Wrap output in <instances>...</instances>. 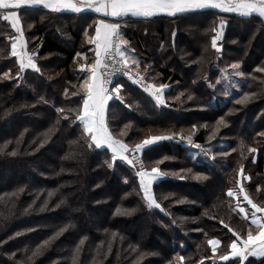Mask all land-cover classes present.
<instances>
[{
    "label": "trees",
    "instance_id": "16d2710c",
    "mask_svg": "<svg viewBox=\"0 0 264 264\" xmlns=\"http://www.w3.org/2000/svg\"><path fill=\"white\" fill-rule=\"evenodd\" d=\"M18 16L27 50L37 53L41 72L25 69L16 75L19 63L10 52L17 32L0 15V48L5 50L0 57V147L7 143L0 153V264H73L77 246V264H136L141 252L157 254L144 255L138 264H180L178 255L185 257L182 264H238L239 258L220 259L231 252L230 242L236 239L229 228L244 238L256 228L249 215L237 210L228 190L236 193L243 187L254 203L264 204V71L258 70L264 68V20L207 9L129 18L121 26V35L140 62L139 72L148 83L168 87L164 103L158 104L133 81L117 80L121 99L109 104L108 127L132 147L152 136L172 137L143 150L149 171L158 167L168 173L152 188L162 211L147 207L136 170L122 159L109 168L105 162H111L113 153L88 147L90 136L75 120L86 96L82 85L87 65L96 59L89 40L100 17L44 8H22ZM221 20L225 25L218 53L211 46L216 35L212 29ZM77 52L83 55L77 57ZM233 63H239L245 75L237 83L239 91L230 87L225 95L223 81L217 80L222 70L234 71L229 67ZM81 64L86 67L81 69ZM245 93L256 95L237 103ZM221 117L227 127L210 138ZM181 133L191 134L194 143L211 152L201 154L180 140ZM13 151L17 155L9 154ZM223 151L228 154H217ZM21 187L24 191L17 193ZM45 199L48 205L41 211ZM61 200L65 202L56 207ZM125 209L134 211L127 215ZM61 228L65 231L28 259ZM214 238L220 241L216 255L208 243ZM244 264H264V257H249Z\"/></svg>",
    "mask_w": 264,
    "mask_h": 264
},
{
    "label": "snow or ice",
    "instance_id": "6c2138e0",
    "mask_svg": "<svg viewBox=\"0 0 264 264\" xmlns=\"http://www.w3.org/2000/svg\"><path fill=\"white\" fill-rule=\"evenodd\" d=\"M41 6L52 11L60 10H71L75 13H80L84 10H94L97 13H103L104 16H110L114 18L123 19L125 17H137V18H151L157 14H168L170 16H176L179 13H183L189 9H203V8H217L222 11L237 12L243 17H250L253 13L259 15V17L264 18V0H0V15H2L3 20L11 22V27L15 29L18 36L11 37V56L17 57L19 63V70L16 75L20 76L25 69H32L37 73L41 72V67L36 62V52L29 53L26 50V44L24 41V32L21 27V19L18 16V11L22 7H37ZM264 22V21H262ZM225 22L220 21L218 28H213L212 31L216 32V35L212 37L211 46L216 49L219 53L221 46L217 44V41L222 38L223 28ZM29 27L32 25L29 24ZM175 35V33H173ZM90 43L95 44V62L93 64L87 65L89 69L88 77L85 79L82 88L86 91V96L82 97V110L77 112L75 120H78L82 125L84 132L89 134L92 143H89L88 147L95 146L96 148H101L107 146L111 149L113 155L111 162L106 161L109 168L114 167L115 161L119 158L124 161H127L128 164L133 167L137 163L140 165V170L137 175L140 177V185L144 191V196L147 201V207L152 209L153 207L161 209V205L157 203V200L152 194L151 185L152 181L157 180L160 176L167 175L168 173L162 172L158 167H152L150 171L144 168V163L138 157L135 162L130 158L127 153L129 151V145L123 142L122 140L116 139L111 132H109L105 114L108 107V102L113 98L121 99L120 90L121 85L116 84L114 87L109 88L108 85L112 84V76L116 73H123L124 75L132 77V69L129 68V64L134 65L136 69H139L140 62L138 59L132 55L130 56L125 50L126 45L129 44V41L123 38L120 32V24L116 22H108L104 19H100L98 24L95 27V35L90 38ZM235 42V41H233ZM19 48V50H18ZM4 48H0V57L4 55ZM134 52V49L132 50ZM80 52L76 53L77 57L82 56ZM106 61H111V63H106ZM86 65L81 64L80 68L84 69ZM231 67L234 71L228 73L226 70H222L221 77L218 78L217 83L224 82V94L229 95L230 87H237L238 85L234 83L231 79L232 76L242 77L245 73L240 70L239 63H233ZM101 68L108 69L106 73L101 74L99 70ZM259 71H264V68L258 69ZM7 75V74H5ZM137 76H140V73L137 71ZM106 77V78H105ZM143 79L140 76V79H136V83H140V80ZM255 79V77H253ZM168 86L161 83L159 86L155 84H149L146 87V90L151 91V94L154 96L158 104H163L164 100L163 92L164 89ZM214 88L215 85H212ZM67 91V90H66ZM75 95V93H73ZM183 95V93H181ZM256 93H245L237 103L244 104L249 99L255 97ZM188 100H192L193 96L191 94L187 97ZM57 111H64L63 109H57ZM69 111H75L70 109ZM207 127V125H204ZM227 127V122L221 117L216 125L212 129V136L210 138H215L216 134L220 131L221 127ZM128 127V125H125ZM192 128L195 129L196 125H192ZM264 135V133H262ZM171 136L165 135H156L152 136L149 139H145L142 143H137L132 149L133 154L142 152L145 145H150L155 141H161L165 139H171ZM182 140L186 139L190 146L199 149L201 154L208 155L211 152V149L202 147L199 143H194L192 136L187 137L181 136ZM19 143V141H17ZM244 147V142L241 141V148ZM7 148V143L3 147H0V153H3ZM235 151L236 149H232ZM250 152H255L256 149H248ZM12 156L17 155L15 151L9 153ZM218 155H227V151L219 152ZM159 163V162H157ZM183 171V170H181ZM191 171V169H188ZM174 174V173H173ZM240 174H244L243 165L240 167ZM183 178V177H181ZM198 178L207 179L206 176H199ZM24 188L21 187L17 190V193L23 192ZM243 191V188H241ZM17 193H13L16 195ZM53 193L49 192L48 196L51 197ZM228 196H233V190L229 189ZM244 200L247 201L249 205L255 212L251 213L252 224L256 225L255 234L252 230L247 232L246 238L242 237L240 233L229 228L227 224L224 226L229 228L230 232H233V235L236 236V239L231 240L230 248L231 252L227 255H222L220 259L228 260L229 256L233 258H239L238 264H244V261L248 260L249 256L252 257H264V217L257 218L256 212H264V204L254 203L253 200L247 195H244ZM65 201L61 200L56 207H60ZM35 203V201H33ZM48 205V200L45 199L41 205V211L44 210ZM32 205H29L31 208ZM239 211L245 215L247 218L248 212L244 207L237 205ZM163 211V209H161ZM27 211V209H25ZM119 211V210H118ZM134 209H125L123 214L130 215ZM224 223L222 220L220 221ZM175 223V221H174ZM67 227V226H65ZM65 231V228H61L54 236L49 237L48 240H45L42 245L38 246L35 251L32 252V256L28 257L29 260L32 257L41 253L42 248L45 245H48L51 240L55 239L61 232ZM19 235V233H16ZM116 236L115 233L112 234L114 239ZM240 241L238 246L237 241ZM80 245L84 244V239L80 240ZM209 244L213 245V252H215V245L220 243L219 240H210ZM111 242L107 244L108 251H111ZM80 247L77 246L73 255V264H77L80 255ZM133 251H136L133 248ZM97 255H101V248L96 249ZM157 253H140V256L137 258L136 264L138 261L143 258L144 255H156ZM106 255V253H105ZM185 257L178 255V260L180 264L184 261ZM168 264H172V261H169Z\"/></svg>",
    "mask_w": 264,
    "mask_h": 264
},
{
    "label": "rangeland",
    "instance_id": "374dc122",
    "mask_svg": "<svg viewBox=\"0 0 264 264\" xmlns=\"http://www.w3.org/2000/svg\"><path fill=\"white\" fill-rule=\"evenodd\" d=\"M223 31V35H222V38H223V36H224V29L222 30ZM19 35V33H17V36ZM222 38L220 39V40H218L217 41V44H219L220 42H221V40H222ZM24 41H25V38H24ZM25 44H26V41H25ZM18 50H19V48H18ZM26 50H27V47H26ZM28 51V50H27ZM130 66H131V64H129ZM133 66V65H132ZM134 69H136V68H134ZM137 71H139L138 69H136ZM146 79V78H145ZM231 79H232V81L234 82V83H240V81L239 80H243V76L242 77H239V76H232L231 77ZM224 83V82H223ZM147 84L149 85L150 83H148L147 82ZM152 84V83H151ZM238 85V84H237ZM236 91H239V89H240V85H238L237 87H236ZM149 91V90H148ZM147 92V91H146ZM231 96V95H230ZM112 101V100H111ZM189 135H191V134H189V133H181L179 136L181 137V136H184V137H187V136H189ZM192 136V135H191ZM179 137V138H180ZM193 138V137H192ZM180 140H182L181 138H180ZM185 141H187L186 139H184ZM101 148H108L107 146H103V147H101ZM134 147H132V146H129V151L127 152V153H125L126 155H130V152H131V150L133 149ZM146 148V146L144 147V149ZM143 149V150H144ZM139 154H140V157H141V160H143V163H144V168L146 169V170H148L147 169V167H146V164H145V161H144V158H143V151L142 152H139ZM130 157V156H129ZM132 166V165H131ZM133 167V166H132ZM135 170H136V173H138V171L140 170V167H138L137 165L135 166V167H133ZM149 171V170H148ZM248 178V176L247 175H245V174H243V175H241V180L242 181H245V179L244 178ZM160 178H161V176H160ZM241 181V182H242ZM154 184L155 183H152V185H151V187L153 188V186H154ZM241 188H243V187H241ZM246 194V191L244 190V188H243V191H241V189L239 190V191H237L236 193H234V195L232 196V198L233 199H236V200H234V202H236V203H234V205L236 206V208H237V210L239 211V208L237 207V205L239 204L241 207H244L245 209H246V211L248 212V215H249V220H250V222H251V224H252V216H251V213L252 212H255V209H253L252 207H251V205H249L248 203H247V201L246 200H244V195ZM238 203V204H237ZM240 212V211H239ZM242 215L245 217V215L242 213ZM248 217V216H247ZM256 217L257 218H262V217H264V215L263 214H261V212H256ZM253 225V224H252ZM255 228H256V225H253ZM255 234V233H254ZM212 240H218V239H212ZM237 243H238V246L240 245V241L238 240L237 241ZM220 244V243H219ZM219 244L218 245H215V248H218L219 247ZM213 246V245H212ZM215 255L217 254V250H215V252H213ZM249 257H251V256H249ZM254 258V257H253ZM229 259H237V258H233V257H231V256H229ZM257 259V258H256ZM244 263H245V261H244Z\"/></svg>",
    "mask_w": 264,
    "mask_h": 264
},
{
    "label": "crops",
    "instance_id": "0c3cea01",
    "mask_svg": "<svg viewBox=\"0 0 264 264\" xmlns=\"http://www.w3.org/2000/svg\"><path fill=\"white\" fill-rule=\"evenodd\" d=\"M22 8H32V9H34V8H44V7H41V6H37V7H22ZM21 8V9H22ZM44 9H46V8H44ZM207 9H213V10H217V11H219V12H222V13H226V14H236V15H239V16H241L239 13H237V12H229V11H222L221 9H217V8H203V9H189V10H187V11H185V12H183V13H179V14H177V15H182V14H187V13H191V12H197V11H202V10H207ZM46 10H48V11H50V12H53V13H73V14H87V13H94V14H96V15H98L99 17H100V19H104V20H106V21H108V22H116V23H120V22H118V21H122V23H120V25L121 26H125L126 25V20L127 19H129V18H134V19H142V20H147V19H153V18H157V17H174V16H170V15H168V14H157V15H155V16H153V17H151V18H147V19H145V18H137V17H131V16H128V17H125V18H123V19H119V18H114V17H110V16H104L103 15V13H97V12H95L94 10H84V11H82V12H80V13H75V12H73V11H71V10H60V11H52V10H50V9H46ZM176 15V16H177ZM252 15H257V16H259L258 14H256V13H253ZM262 18V17H261ZM263 20H264V18H262ZM94 46H95V44H94ZM125 47V50L128 52V54L130 55V56H132V55H134L135 54V50H134V52L132 51L133 50V48L132 47H130V46H128V45H126V46H124ZM135 56V55H134ZM96 57V56H95ZM136 57V56H135ZM137 58V57H136ZM139 61V60H138ZM89 73V72H88ZM167 91V89L165 88L164 89V92H163V97H162V99L164 98V93ZM150 94H151V91H150ZM152 95V94H151ZM153 96V95H152ZM111 103V100L108 102V107H109V104ZM108 107H107V110H106V114H105V120H106V124H107V127H108ZM108 130H109V127H108ZM109 132H110V130H109ZM106 146V145H105ZM110 149V148H109ZM110 151H111V149H110ZM112 152V151H111ZM119 159V158H118ZM160 179V177L157 179V180H154V181H152V183H156L158 180ZM151 191H152V187H151ZM261 214H263L264 215V212H261ZM252 257V256H251ZM238 258V257H237ZM254 258H257V257H254ZM261 258H263V257H260V258H257V259H261Z\"/></svg>",
    "mask_w": 264,
    "mask_h": 264
},
{
    "label": "built area",
    "instance_id": "2783aa9c",
    "mask_svg": "<svg viewBox=\"0 0 264 264\" xmlns=\"http://www.w3.org/2000/svg\"><path fill=\"white\" fill-rule=\"evenodd\" d=\"M120 24V23H119ZM120 30H121V25H120ZM106 63H111V61H106ZM129 68L130 69H132V77L133 78H129V76H127V75H124L123 73H116V74H114L113 76H112V84H110V85H108V87L109 88H111V87H114L115 86V83L117 82V80H119V79H128V80H131V81H133L134 83H136L135 82V80L136 79H140V76H142L143 77V79H141L140 80V83H136L137 85H139V87H141L143 90H145V91H148V90H146V87H147V81H146V79H145V76L143 75V74H141L139 71V73H140V76H137L136 75V73H137V70L136 69H134L132 66H130L129 65ZM108 71V69H104V68H101L100 70H99V72L101 73V74H103V73H106ZM106 78V77H105ZM113 99H115V98H113ZM112 99V100H113ZM130 158H132L133 160H134V162H135V160H136V158L138 157L140 160H141V157H140V154L139 153H136V154H133V152H132V150H131V152H130ZM143 161V160H142ZM138 167H140V165H139V163H137L136 164Z\"/></svg>",
    "mask_w": 264,
    "mask_h": 264
},
{
    "label": "water",
    "instance_id": "95a60500",
    "mask_svg": "<svg viewBox=\"0 0 264 264\" xmlns=\"http://www.w3.org/2000/svg\"><path fill=\"white\" fill-rule=\"evenodd\" d=\"M220 51H222V49L220 48Z\"/></svg>",
    "mask_w": 264,
    "mask_h": 264
}]
</instances>
